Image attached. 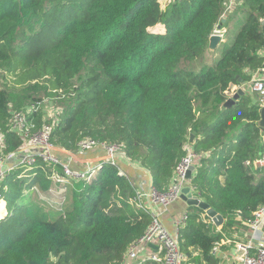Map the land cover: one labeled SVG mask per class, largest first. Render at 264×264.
I'll list each match as a JSON object with an SVG mask.
<instances>
[{
  "label": "trees",
  "instance_id": "1",
  "mask_svg": "<svg viewBox=\"0 0 264 264\" xmlns=\"http://www.w3.org/2000/svg\"><path fill=\"white\" fill-rule=\"evenodd\" d=\"M230 2L0 0V70L6 71L10 102L0 95V154L22 145L8 121L38 92L67 97L55 120L45 118L42 108L31 117L32 128L51 125L54 147L74 153L84 137L116 143L149 171L160 192L190 143L196 157L189 185L223 221L217 229L195 206L178 227L180 248L189 264H220L211 250L222 236L231 237L226 221L246 223L264 205L259 103L243 92L220 109L229 84L248 81L263 61L264 0ZM215 27L227 32L220 56L192 69ZM210 103L220 105L215 118L191 133L196 105ZM25 165L18 163L0 179V264H120L151 221L149 212L130 202L135 188L127 175L108 160L89 178L72 182L61 211L39 215L22 186L24 181L28 191L39 181L47 187L38 167L6 184ZM47 170L61 171L57 165ZM138 264L159 263L146 257Z\"/></svg>",
  "mask_w": 264,
  "mask_h": 264
},
{
  "label": "built area",
  "instance_id": "2",
  "mask_svg": "<svg viewBox=\"0 0 264 264\" xmlns=\"http://www.w3.org/2000/svg\"><path fill=\"white\" fill-rule=\"evenodd\" d=\"M159 1L161 4L166 5L173 0ZM213 32H219L222 35L223 30L214 28ZM261 52L263 61L248 80V88L250 92L255 93V99L259 106L264 104V49ZM41 103L42 100L34 99L26 108L14 111L11 114L8 126L19 134L23 142L17 151L0 154V179L6 171L17 165L16 159L20 157L22 159L20 162L24 161L26 164L23 171L31 170L32 165L35 168L38 167L48 180L47 190H50L52 186H56V189H53L54 192L56 194L64 192L62 201H65V191L71 188L72 182L79 178H89L93 175L95 168H88L84 171L72 170L66 162H62L54 151L55 147L49 139L51 125L44 122L39 127L32 128L31 117L37 109L42 108ZM95 144L103 147L107 155L106 159L114 165V155L117 151H120L118 144L99 142L93 138L84 137L79 140L77 146L78 150H84ZM195 157L196 154L192 148L187 146L185 154L175 166L172 181L165 191L160 192L152 185H149L145 192L135 190V195L129 199L130 202L136 210L141 209L149 212L151 221L144 233L127 247L120 264H134L146 257L157 261L159 264H189L186 261V255L180 248L178 231L170 232L153 207L162 206L167 208L179 197L181 188L187 185L188 182V178L185 176L186 170L193 164ZM36 159L39 160L37 164L34 163ZM258 163L264 164V158L258 159ZM47 165H57L61 171H48ZM191 189L195 192L192 187ZM186 218L187 213H184L179 220H176L177 227L183 224ZM246 225L248 227L247 237L244 240L234 241L233 244L238 255L236 264H264V235L261 233L264 225V205L253 211L252 217L246 221ZM217 246L218 243L212 247V254L216 253ZM145 248L149 249L146 256L140 253Z\"/></svg>",
  "mask_w": 264,
  "mask_h": 264
},
{
  "label": "crops",
  "instance_id": "3",
  "mask_svg": "<svg viewBox=\"0 0 264 264\" xmlns=\"http://www.w3.org/2000/svg\"><path fill=\"white\" fill-rule=\"evenodd\" d=\"M231 2L229 0V3ZM238 17H240V15H237V18ZM237 18L229 24L230 27L234 24ZM221 30H223V33L221 35V37L223 38L225 33L227 32H225L224 29ZM218 45L219 43L216 45V47ZM206 51L210 53L211 50L207 48ZM239 86L244 90V92L251 93L248 88L249 87L248 81L246 82L243 81L240 82L238 85H233L232 88H228V90L225 91L226 95L228 97L232 96L235 90ZM252 100H254V98H252ZM216 114L217 111L211 115L210 112H208V110L202 109L200 114L198 115V120L195 126L190 128V131H192L191 133L195 131V128L196 130H198L202 128L204 124L211 122L215 118ZM187 146L192 148L190 143H188ZM54 151L61 158L62 162H66L70 166V168L75 171H84L88 168H95L94 172H96V169H98L100 163L102 161L107 160L106 152L103 149V147L99 144H95L84 150H77V152L74 153L58 147H55ZM114 165L119 172H122L123 174L127 175L129 180L133 184L135 190L145 192L148 189L149 185H151L149 171L146 170L143 166H141L137 161H131L128 157H126L123 151L120 150L115 153ZM186 184L188 185L189 181ZM194 207H195L194 205H189L185 200L178 197L173 203L169 204L167 208H163L162 206H156V207L154 206L153 208L156 210L157 213H159V216L163 224L166 226V228L170 232L174 233L175 231H178V227L175 224V221L179 220L184 213L191 212L194 209ZM244 224L246 225V223ZM216 227L217 229L219 228V226ZM247 231L246 229L245 231H243L242 229L240 230V228L239 230L234 231L235 239L244 240L247 237ZM261 233H263L264 235V225ZM217 243L218 246L215 254L220 258V264H236L238 255H237V250L233 245L234 240L224 235L220 238L219 242ZM148 251L149 249L145 248L142 249L140 253L146 256Z\"/></svg>",
  "mask_w": 264,
  "mask_h": 264
},
{
  "label": "rangeland",
  "instance_id": "4",
  "mask_svg": "<svg viewBox=\"0 0 264 264\" xmlns=\"http://www.w3.org/2000/svg\"><path fill=\"white\" fill-rule=\"evenodd\" d=\"M164 6V4H162ZM239 17L237 18L236 21H238ZM232 31V30H231ZM220 56V45H218L217 47H215V49L211 50L210 53L205 51L204 54L201 57H198L196 59H194L190 66L192 69L197 70L202 64H208V63H212L213 61H215L218 57ZM5 70L1 69L0 70V95L3 98V100L5 102H7L8 104H10L9 102V98H8V86L6 84V79L4 77H2V75H5ZM248 93V92H247ZM252 98H256L255 93L251 92L248 93ZM43 92H38V94H33L32 98L34 99H40L42 100V109L44 110V116L45 118H50L55 120L58 115L60 114L61 110H62V106L65 104V100L67 97L61 96L59 98H51L48 97L47 95ZM68 96V95H67ZM29 99V100H30ZM209 105V106H208ZM206 107H199L198 105H196L195 109L197 111V114L199 115L201 110H208V112H210V114L212 115L213 113H215L217 110H219L220 105H216L214 106V104H208ZM210 115V116H211ZM190 137V135H189ZM2 146V135L0 133V148ZM17 160V164L18 162H20L22 159L19 157L16 159ZM108 164V163H107ZM109 166L104 167V169L106 170ZM30 172V170H25V171H21L20 174H15L13 176H10L8 178V180L6 181L7 186H9L10 184H12L13 182H15L16 180L18 181L20 176H24L26 174H28ZM24 181H23V190L25 191V194H27L29 192L28 195L25 196V199L29 201V204L32 208H36L37 212L39 213H43L46 212V209H52L54 210V212L56 211H61L64 207L65 202L68 201V197H69V190L65 191L66 193V199L65 201H62V197H63V193H58L56 194L54 192V188L56 189V186H52L50 188V190L48 188L49 183L47 185V187L45 189L40 188V182L37 181L36 184L34 185H30L29 186V190L27 191L26 186L24 185ZM36 186V187H35ZM63 202V203H61ZM37 203H39L37 205ZM198 208V207H195ZM199 212L202 214L201 217L202 219H207L209 218L204 210L198 209ZM3 212H5V204L3 203V200L0 199V216L1 214H3ZM51 212V215L55 214V213ZM210 219V218H209ZM226 225L229 228V235L231 236L230 238H232L234 241L237 240L235 239V232L242 229L243 231H247V225H245L243 222L239 221L237 218H232V219H228L226 221ZM238 228V229H237ZM211 229L213 230L214 228L211 227ZM135 264H138V262H135Z\"/></svg>",
  "mask_w": 264,
  "mask_h": 264
},
{
  "label": "water",
  "instance_id": "5",
  "mask_svg": "<svg viewBox=\"0 0 264 264\" xmlns=\"http://www.w3.org/2000/svg\"><path fill=\"white\" fill-rule=\"evenodd\" d=\"M225 18L221 17L220 22H224ZM216 29L219 30V27ZM221 30V29H220ZM222 40L221 35L219 32H213L209 35L208 37V43H207V48L210 50L215 49L216 45ZM233 84H229L228 88H232ZM244 90L241 87H238L235 92L233 93L232 96L227 97L226 100H224L221 104V109H224L225 107H229L234 103V101L239 97L241 93H243ZM257 124L264 129V104L260 106L259 108V119L257 121ZM193 137V134H190L189 139L191 140ZM193 166L190 165L188 169L186 170L185 176L186 178H190L191 176V171H192ZM179 197L182 198L187 202L189 205H194L202 210H204L205 214L210 218L211 222L215 224L216 226H219L222 221L223 217L221 216L220 213H218L215 209L210 207L205 201L200 199L198 195L192 191L191 187L189 185H184L181 188Z\"/></svg>",
  "mask_w": 264,
  "mask_h": 264
}]
</instances>
